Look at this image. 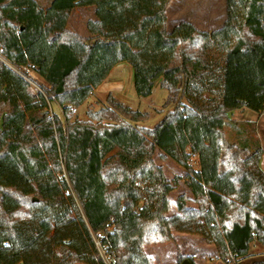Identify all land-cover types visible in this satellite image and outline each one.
<instances>
[{
    "label": "trees",
    "instance_id": "obj_1",
    "mask_svg": "<svg viewBox=\"0 0 264 264\" xmlns=\"http://www.w3.org/2000/svg\"><path fill=\"white\" fill-rule=\"evenodd\" d=\"M171 1L0 0V52L33 67L40 87L0 61V248L27 249L74 217L92 264H106L102 252L111 264H153L144 246L174 231L202 235L223 261L264 243L263 149L226 134L234 110L264 111V0H226V19L210 32L190 21L169 32ZM83 8L93 10L86 35L70 27ZM120 62L133 67L138 96L159 79L168 90L173 108L153 128L111 93L86 119L75 116ZM157 150L184 168L198 209L181 194L180 214L169 215L175 186ZM54 257L81 256L62 240Z\"/></svg>",
    "mask_w": 264,
    "mask_h": 264
},
{
    "label": "rangeland",
    "instance_id": "obj_2",
    "mask_svg": "<svg viewBox=\"0 0 264 264\" xmlns=\"http://www.w3.org/2000/svg\"><path fill=\"white\" fill-rule=\"evenodd\" d=\"M51 1L38 0L40 5L46 7ZM167 16L169 32L181 21H190L199 30L210 32L223 25L226 19V0H172ZM92 17L93 10L91 8L78 9L70 22V27L86 35V21ZM161 81L162 79L156 81L151 95L140 97L134 87L133 67L128 62H120L110 72L104 85L91 94L82 105L75 107V116L86 119L88 109L99 108L111 91L110 93L116 98L134 109L148 113L149 118L139 121L137 124L153 128L165 113L173 108L172 105L165 106L169 93L166 88L161 86ZM60 108L57 103H50V111L60 112ZM230 116L233 120L226 127L227 137L236 143L251 144L255 147L258 143L263 149L260 166L264 170V111L257 112L245 107L234 110ZM154 161L163 167L166 177L175 186V190L169 195L172 208L169 215L180 214L176 199L181 194L187 195L189 207L198 209V203L193 199V194L185 183L184 168L170 158H163L159 150L154 155ZM192 164L196 169L200 168L197 157L192 159ZM172 236L173 238L166 242L144 246V251L151 256L153 264H182L185 259H188L192 264H224V261L219 258L215 245L202 235L174 231ZM62 240L69 241L71 247L80 253V259L71 260L70 264H92L89 261L92 245L86 235L84 225L78 217H74L66 225L47 232L27 249L18 250L10 244H5L0 248V264H57L58 259L54 257V254H56V246ZM97 245L100 246V243L98 242ZM263 260L264 243L255 239L251 243L249 254L241 262L264 264V262L261 263Z\"/></svg>",
    "mask_w": 264,
    "mask_h": 264
},
{
    "label": "built area",
    "instance_id": "obj_3",
    "mask_svg": "<svg viewBox=\"0 0 264 264\" xmlns=\"http://www.w3.org/2000/svg\"><path fill=\"white\" fill-rule=\"evenodd\" d=\"M0 61L5 63L7 66H9L11 69L19 73L22 77H24L27 81H29L33 86L36 88H39V85L37 84L36 80L38 78V75L35 71V69L31 66H23V65H16L13 62H11L8 58H6L1 52H0ZM103 258L106 262V264H111L109 258L102 252ZM243 258L237 255V253H230V256L224 261V264H241Z\"/></svg>",
    "mask_w": 264,
    "mask_h": 264
},
{
    "label": "crops",
    "instance_id": "obj_4",
    "mask_svg": "<svg viewBox=\"0 0 264 264\" xmlns=\"http://www.w3.org/2000/svg\"><path fill=\"white\" fill-rule=\"evenodd\" d=\"M38 1V0H37ZM44 8H46V6H43ZM115 68V67H114ZM113 68V69H114ZM113 69L111 70V71H113ZM106 81V80H105ZM105 81L101 84V85H99L98 87H96L95 89H94V91H93V93L92 94H94L95 92H96V90L99 88V87H102V85H104V83H105ZM111 92V91H110ZM110 92L108 93V94H110ZM108 96V95H107ZM106 96V97H107ZM124 102V101H123Z\"/></svg>",
    "mask_w": 264,
    "mask_h": 264
},
{
    "label": "water",
    "instance_id": "obj_5",
    "mask_svg": "<svg viewBox=\"0 0 264 264\" xmlns=\"http://www.w3.org/2000/svg\"><path fill=\"white\" fill-rule=\"evenodd\" d=\"M182 264H192L188 259H185Z\"/></svg>",
    "mask_w": 264,
    "mask_h": 264
}]
</instances>
